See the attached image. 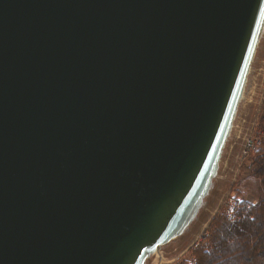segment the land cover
<instances>
[{"label": "water", "instance_id": "water-1", "mask_svg": "<svg viewBox=\"0 0 264 264\" xmlns=\"http://www.w3.org/2000/svg\"><path fill=\"white\" fill-rule=\"evenodd\" d=\"M264 0H0V264H148L206 205Z\"/></svg>", "mask_w": 264, "mask_h": 264}, {"label": "rangeland", "instance_id": "rangeland-1", "mask_svg": "<svg viewBox=\"0 0 264 264\" xmlns=\"http://www.w3.org/2000/svg\"><path fill=\"white\" fill-rule=\"evenodd\" d=\"M259 137V146L249 157L243 152L246 140ZM264 153V37L257 50L246 97L243 100L235 127L224 149L220 170L206 205L190 230L181 238L166 245L153 255L148 264H196V252H213L209 238L221 218L236 222L227 215L232 195L240 196L248 216L263 195L261 181L251 174L249 164ZM238 222V221H237Z\"/></svg>", "mask_w": 264, "mask_h": 264}, {"label": "trees", "instance_id": "trees-1", "mask_svg": "<svg viewBox=\"0 0 264 264\" xmlns=\"http://www.w3.org/2000/svg\"><path fill=\"white\" fill-rule=\"evenodd\" d=\"M251 174L261 181L264 192V153H259L249 164ZM247 209L241 206L240 214ZM238 222L226 218L217 221L209 238L213 252H196V264H264V193L251 209L252 215Z\"/></svg>", "mask_w": 264, "mask_h": 264}, {"label": "built area", "instance_id": "built-area-1", "mask_svg": "<svg viewBox=\"0 0 264 264\" xmlns=\"http://www.w3.org/2000/svg\"><path fill=\"white\" fill-rule=\"evenodd\" d=\"M256 148H257V145H256L255 139L253 138L247 139L244 149H243V152H245L244 155H246L245 157H247ZM244 202L245 200H243L240 196L232 195V197L230 198L229 204H228V212H227V215L229 216L230 219H232L233 221H239L241 219L246 218L247 214L245 212H249L248 209L245 212H243L241 216H239L241 204Z\"/></svg>", "mask_w": 264, "mask_h": 264}, {"label": "flooded vegetation", "instance_id": "flooded-vegetation-1", "mask_svg": "<svg viewBox=\"0 0 264 264\" xmlns=\"http://www.w3.org/2000/svg\"><path fill=\"white\" fill-rule=\"evenodd\" d=\"M255 141H256V145H257V147L259 146V141H260V139H259V137L257 136L256 138H255ZM252 154V152L247 156V157H249L250 155Z\"/></svg>", "mask_w": 264, "mask_h": 264}, {"label": "snow or ice", "instance_id": "snow-or-ice-1", "mask_svg": "<svg viewBox=\"0 0 264 264\" xmlns=\"http://www.w3.org/2000/svg\"><path fill=\"white\" fill-rule=\"evenodd\" d=\"M262 11H264V10H262Z\"/></svg>", "mask_w": 264, "mask_h": 264}]
</instances>
